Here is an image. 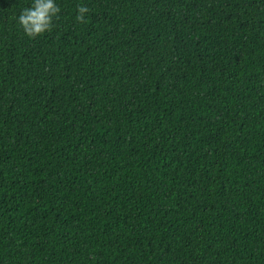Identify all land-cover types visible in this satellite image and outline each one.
Segmentation results:
<instances>
[{"label": "trees", "instance_id": "obj_1", "mask_svg": "<svg viewBox=\"0 0 264 264\" xmlns=\"http://www.w3.org/2000/svg\"><path fill=\"white\" fill-rule=\"evenodd\" d=\"M33 3L0 0V264H264V0H55L35 39Z\"/></svg>", "mask_w": 264, "mask_h": 264}, {"label": "clouds", "instance_id": "obj_2", "mask_svg": "<svg viewBox=\"0 0 264 264\" xmlns=\"http://www.w3.org/2000/svg\"><path fill=\"white\" fill-rule=\"evenodd\" d=\"M61 9L55 0H34L31 7L25 8L19 16V24L29 38H37L50 32L54 19L58 17ZM90 9L85 5H78L76 20L84 23L85 15Z\"/></svg>", "mask_w": 264, "mask_h": 264}]
</instances>
